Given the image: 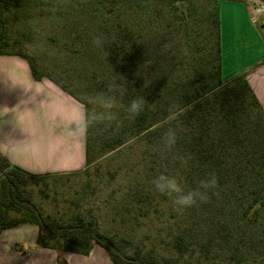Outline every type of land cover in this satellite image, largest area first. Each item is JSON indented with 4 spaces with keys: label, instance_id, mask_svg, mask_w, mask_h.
<instances>
[{
    "label": "trees",
    "instance_id": "obj_1",
    "mask_svg": "<svg viewBox=\"0 0 264 264\" xmlns=\"http://www.w3.org/2000/svg\"><path fill=\"white\" fill-rule=\"evenodd\" d=\"M145 1L135 0L136 14L147 13ZM185 1H166L173 16L168 14L161 30L146 31L140 15L105 33L103 54L92 45L87 51L72 50L74 62L78 67L83 64L84 72L85 61H92L89 81L96 80L104 67L103 72L113 75L121 89L117 112L110 119L97 120L89 115L90 104L39 70L26 54L10 50L8 24L26 15L30 0H0V55L23 58L35 81H51L84 107L86 164L82 170L97 171L99 158L111 152L132 153L136 141L154 149L150 155L154 168H149L144 182L121 193L122 201L132 199L139 205L137 210L120 212L113 207L122 225L153 223L151 234L143 239L135 242L129 236L101 231L89 210L68 214L69 207L64 206L50 213L35 201L34 189L43 178L82 170L34 175L1 153L0 233L18 225L35 226V247L53 250L56 264H67L65 253L88 256L92 244L107 253L111 264H264V110L243 75L227 82L221 79L220 0L214 3L208 28L213 45L204 50L205 57L199 56L200 47L189 54L181 36L184 19L176 16L174 5ZM93 36L97 40L100 34ZM74 77L83 87L81 72ZM135 96H142L145 105L130 117L127 103ZM169 131L176 133L174 144L167 142ZM161 174L176 177L184 191H204L200 181L210 177L216 182L203 200L181 210L173 206V197L154 189L152 181ZM152 233L159 238L157 245L148 243Z\"/></svg>",
    "mask_w": 264,
    "mask_h": 264
},
{
    "label": "rangeland",
    "instance_id": "obj_2",
    "mask_svg": "<svg viewBox=\"0 0 264 264\" xmlns=\"http://www.w3.org/2000/svg\"><path fill=\"white\" fill-rule=\"evenodd\" d=\"M166 1L146 0L148 11L143 15L142 12H134L135 0H30L26 15H20L19 21L8 24L12 30L8 34L10 50L26 54L39 70L90 104L91 117L107 120L118 110L121 89L116 87L115 77H107L103 67L98 70L97 79L89 81L87 71H92V61H85L84 72L81 67L83 64L78 67L79 63L74 62L71 52L74 49L87 51L92 45L101 55L105 33H113L118 23H132L140 15L146 31L151 28L163 29L168 14L173 16L168 13ZM217 1L187 0L174 5L177 8L176 16L184 19L181 36L189 54L196 47H200V57L204 56V50H211L213 37L208 28ZM95 33L100 34L97 40L93 39ZM76 72H81L83 87L75 81ZM152 147L136 141L133 142L132 153L120 150L99 158L97 171L90 169L87 174L82 170L66 176L43 178L34 189V199L37 203L42 202L44 210L50 213L61 211L64 206L69 207L68 214L77 210L86 213L89 210L98 221L101 231L129 236L137 242L146 234H151L150 225L153 223L144 220L143 226H137L132 221L122 225L119 216H114L113 207H118L120 212L128 210L131 213L139 207L132 199L124 202L120 197L126 187L144 182L149 168H154L150 160L154 151ZM45 195L48 197L45 198ZM155 239H159L158 236L153 237L154 241H148L149 245H157L158 240Z\"/></svg>",
    "mask_w": 264,
    "mask_h": 264
},
{
    "label": "crops",
    "instance_id": "obj_3",
    "mask_svg": "<svg viewBox=\"0 0 264 264\" xmlns=\"http://www.w3.org/2000/svg\"><path fill=\"white\" fill-rule=\"evenodd\" d=\"M264 3V0L262 1ZM253 0L218 2L223 82L243 75L264 110V23L252 21ZM0 153L34 175L84 169L85 111L47 79L35 81L26 60L0 55ZM37 228L18 225L0 233V264H56V253L35 247ZM67 264H111L92 244L89 255L65 253Z\"/></svg>",
    "mask_w": 264,
    "mask_h": 264
},
{
    "label": "clouds",
    "instance_id": "obj_4",
    "mask_svg": "<svg viewBox=\"0 0 264 264\" xmlns=\"http://www.w3.org/2000/svg\"><path fill=\"white\" fill-rule=\"evenodd\" d=\"M144 105L145 100L142 96L132 97L127 103V113L130 117H135L143 110ZM166 138L169 144H174L176 133L169 131L166 133ZM215 182V178L210 177L207 180L200 181V188L204 191L199 189L184 191L176 177L161 174L152 181V185L157 192L173 197V206L182 210L193 205L197 199L203 200L207 195V189L213 187Z\"/></svg>",
    "mask_w": 264,
    "mask_h": 264
},
{
    "label": "built area",
    "instance_id": "obj_5",
    "mask_svg": "<svg viewBox=\"0 0 264 264\" xmlns=\"http://www.w3.org/2000/svg\"><path fill=\"white\" fill-rule=\"evenodd\" d=\"M255 7L252 12V21L256 22L258 16H263L261 22L264 23V3L261 0H253Z\"/></svg>",
    "mask_w": 264,
    "mask_h": 264
}]
</instances>
